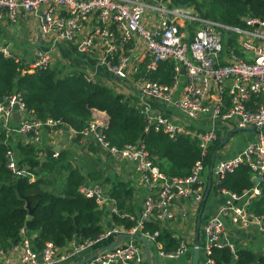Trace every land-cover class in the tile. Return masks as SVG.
<instances>
[{
  "label": "built area",
  "instance_id": "1",
  "mask_svg": "<svg viewBox=\"0 0 264 264\" xmlns=\"http://www.w3.org/2000/svg\"><path fill=\"white\" fill-rule=\"evenodd\" d=\"M170 0H0V17L6 14L16 21L20 15H38V32L42 38L74 42L80 52L95 57L97 67L111 76L102 78L97 72L86 71L89 81H100L129 97L141 107L148 126L164 129L172 138L187 135L199 140L206 155L218 139L220 125L226 128L255 127V137L232 158H221L213 167L212 189L223 198L217 210L201 223L200 264H215L213 246L237 249L230 240V225L234 229L259 231L264 235V215L249 207L251 199L261 193L264 181V19L245 16L243 25H230L202 18L192 7H172ZM199 23L191 35L187 24ZM0 52L7 57L24 60L11 43H0ZM59 55L52 50L37 48L24 71L54 68ZM173 61V78L167 83L154 78L161 62ZM152 101L172 105L191 121L205 118L208 124L195 125L173 119L154 111ZM93 111V118L81 131L82 142L88 149L94 143L101 149L103 160L118 164H133L138 182L147 188L143 209L121 210L112 197L109 186L84 182L80 192L94 198L104 209L106 228L95 239H74L64 247L53 241L42 249L34 245V235L26 226L19 229L20 240L0 248L3 264H60L78 257L86 258L108 245L119 235L128 233L146 236L156 255L174 259L194 249L193 232L187 234L190 219L195 217L208 191V173L202 159L187 176H170L155 163L142 141L123 147L112 144L106 136L109 118ZM199 122V121H198ZM78 131L60 119L39 118L27 106L23 93L15 90L0 99V140L4 135L7 166L15 176L37 174L29 164L20 162L16 145L34 144L38 159L44 161L49 149L58 157L65 138L73 139ZM58 145L60 149H57ZM78 155H84L80 150ZM77 158L72 159L74 160ZM247 164L252 179L259 182L244 194L217 186L239 165ZM217 188V189H216ZM210 195V194H209ZM114 214L136 219L137 225L127 228L114 222ZM159 221L170 229L179 221L182 231L176 236L179 246L165 250L155 233H143L145 221ZM84 264H147L144 247L136 238H127L114 247L98 252Z\"/></svg>",
  "mask_w": 264,
  "mask_h": 264
},
{
  "label": "trees",
  "instance_id": "2",
  "mask_svg": "<svg viewBox=\"0 0 264 264\" xmlns=\"http://www.w3.org/2000/svg\"><path fill=\"white\" fill-rule=\"evenodd\" d=\"M169 5L192 7L204 19L230 25H243L245 16L264 19V0H170ZM198 25L187 24L191 35ZM24 66V60L0 52V99L15 90L21 91L27 106L34 109L39 118L53 117L75 128L78 131L76 142L81 143V131L87 128L94 109H97L109 116L106 136L112 144L123 147L142 141L166 174L187 176L200 159L207 168L211 167L213 152L219 144L211 145L208 153L203 155L198 139L187 135L172 138L164 129L148 126L135 98L100 81L87 80L82 71L72 73L50 67L30 72L24 71ZM173 67V61L161 62L154 78L171 82ZM3 139L4 135L0 140V248L18 243L22 226L34 235V245L39 250L49 240L64 247L71 240L95 239L103 233L106 228L104 209L96 199L86 197L79 190L84 182L98 180V170L83 173L73 163L75 153L69 149H62L58 157H54L53 149H49L48 157L41 161L34 144L19 142L16 147L21 153L20 162L29 164V170L37 174V179L30 181L28 176H15L8 168V145ZM254 186L252 171L244 163L228 173L217 188L244 194ZM260 189L261 193L251 199L249 207L264 215V181ZM111 195L121 210L134 211L132 187L124 180L113 182ZM114 222L127 228L138 223L136 219L118 214H114ZM141 231H158L156 240L167 251L179 246L176 233L159 221H145ZM212 257L215 264H264V253L259 255L248 246L238 247L235 251L228 246H213Z\"/></svg>",
  "mask_w": 264,
  "mask_h": 264
},
{
  "label": "crops",
  "instance_id": "3",
  "mask_svg": "<svg viewBox=\"0 0 264 264\" xmlns=\"http://www.w3.org/2000/svg\"><path fill=\"white\" fill-rule=\"evenodd\" d=\"M38 23H39V16L38 15H20L16 21H12L9 19V17L4 14L2 17H0V43L2 42H9L12 45V48L15 52L18 54L24 55V60L29 61L32 58L33 52L37 48H42L46 50H54L55 53L59 55V60L57 61V64L55 67L62 68L65 71L69 72H86V71H92L97 72L98 75L102 78H105L104 76H111L110 74H107L103 71V69H100V67H97L95 57L91 54H84L80 52L77 48V45L74 42H68L62 39H56L53 35H51L48 38H42L41 35H39L38 32ZM27 56H29L27 58ZM152 107L154 111L163 113L167 116H170L171 118H175L177 120L183 121L184 123H187L188 125L191 124V127L195 125L204 124L207 119L201 118L199 120L191 121L187 116H185L180 110L174 108L172 105H168L166 103H161L159 101H152ZM96 113H100L101 115L105 116L106 118L108 114L104 111L95 110ZM199 121V122H198ZM209 121L205 124H208ZM201 126V125H200ZM228 126L223 127L222 125L219 126V136L216 142L213 143V145L219 144L217 148H219V151L217 153L216 161L219 160L218 156L226 150V146L230 144V140L233 138V136L224 144L223 141L227 137V135L232 132L234 129L226 128ZM246 131H250V135L248 134V139L244 142L243 148L245 145L254 139L255 137V130L246 129ZM63 149H69L72 150L75 153V156H78V152L80 150L84 151V155H82L81 163L79 168L83 171V173L87 174L91 170H98L100 173V177L97 181L98 183H102L104 185H107L112 188V184L114 181L117 180H124L126 183L132 187V198H131V204L134 207L135 213L140 214L143 209V203H144V197L147 194V188L143 185H140L138 182V173L135 169V166L133 164L127 163L126 161H120L118 164L119 172H117L115 162L107 158L106 160H103L100 157L99 152L101 151L100 147L94 143L90 144L88 149L85 147L84 142L81 141V143L74 142L73 139H63ZM216 148V149H217ZM242 148V149H243ZM238 152H235L234 154H237ZM78 158V157H77ZM221 159V158H220ZM212 169V167H211ZM113 172H115L116 175H113ZM211 171H209V180H210ZM213 178V176H212ZM209 180H208V187H209ZM211 189L205 204V208L203 211L202 216V222L205 221L210 215L214 214L217 210L218 204L222 201V196L217 192ZM201 208V207H200ZM198 210L195 217H192L190 219V226L188 228L187 234H190L193 232L192 236L194 238V242H196L197 239V230H198V216H199ZM179 222V221H176ZM175 222V223H176ZM174 223V222H173ZM177 224V223H176ZM172 226V223L170 224V229H172L176 234L181 233L182 226L178 224L177 228ZM230 240L234 243V245L238 247H244L248 246L255 251H262L264 253V235L260 233L259 231H247L240 228L234 229L233 225H230ZM202 235H200V242L202 241ZM158 257V255H157ZM179 258V257H178ZM84 259L83 255L82 257H78L72 260H69L65 264H74ZM176 259V258H174ZM188 262L187 264H192L193 260V254L187 255L185 258ZM169 260V259H166ZM0 264H3L2 260L0 259ZM160 264V261H159Z\"/></svg>",
  "mask_w": 264,
  "mask_h": 264
},
{
  "label": "water",
  "instance_id": "4",
  "mask_svg": "<svg viewBox=\"0 0 264 264\" xmlns=\"http://www.w3.org/2000/svg\"><path fill=\"white\" fill-rule=\"evenodd\" d=\"M246 129H251V130H256L255 127H237L236 129H234L232 132H230L227 137L224 139L223 143L227 142L236 132L239 131H243ZM61 145H58L57 149H60ZM219 151V148H217L212 155V170H211V175H210V180H209V187H208V191L206 193V196L202 202L200 211H199V216H198V230H197V239L195 242V247L193 250V260H192V264H199L200 263V255H201V242H200V235H201V222H202V216H203V211L205 208V204L211 189V184H212V174H213V167L217 158V153ZM254 183H258L259 182V177H255L253 178ZM27 206L31 209L32 208L30 206V204L28 203ZM130 237H134L136 239H138L139 241H141L143 247H144V251H145V255H146V260H147V264H159V258L157 257L155 250L152 247L151 242L149 241V239L141 234H135V235H131L128 233H123L121 235H119L118 238H116L114 241H112L111 243H109L108 245H105L104 247L100 248L99 251L93 253L92 255H89L88 257L82 259L81 261L74 263V264H84L85 262L89 261L91 258H93L94 256H96V254L98 252H101L103 250H107L110 249L112 247H114L115 245H117L118 243H120L121 241L130 238ZM259 255L263 254L262 251L258 252ZM171 259V258H169ZM255 264H259V262H256Z\"/></svg>",
  "mask_w": 264,
  "mask_h": 264
},
{
  "label": "rangeland",
  "instance_id": "5",
  "mask_svg": "<svg viewBox=\"0 0 264 264\" xmlns=\"http://www.w3.org/2000/svg\"><path fill=\"white\" fill-rule=\"evenodd\" d=\"M24 56V55H22ZM29 56H27L28 58ZM64 70V69H63ZM250 131H246V130H243V131H239V132H236L234 135H233V138L230 140V144H228L226 146V150L223 151L219 156H218V159L220 158H232L234 157L235 155H237L238 153H240L242 151V146L244 144V142L248 139V134L250 135ZM253 134V133H252ZM235 152H238L237 154H234ZM78 158H76L74 160V164L76 166H80V163L82 161L80 155L77 156ZM75 158V156H74ZM113 175H116L115 172H113ZM178 223V222H176ZM175 222L172 223V226L175 227L174 229L177 228L178 224H176ZM178 231V229H176ZM193 248L191 247L189 249L188 252L182 254L179 258H176V259H169V260H166V259H163V258H159V261H160V264H187L188 262L186 261V257L187 255L189 254H193ZM68 261H64L60 264H65L67 263Z\"/></svg>",
  "mask_w": 264,
  "mask_h": 264
}]
</instances>
